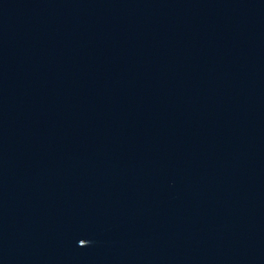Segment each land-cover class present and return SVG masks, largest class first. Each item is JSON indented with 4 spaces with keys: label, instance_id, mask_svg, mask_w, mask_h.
Returning <instances> with one entry per match:
<instances>
[{
    "label": "water",
    "instance_id": "obj_1",
    "mask_svg": "<svg viewBox=\"0 0 264 264\" xmlns=\"http://www.w3.org/2000/svg\"><path fill=\"white\" fill-rule=\"evenodd\" d=\"M0 264H264V0H0Z\"/></svg>",
    "mask_w": 264,
    "mask_h": 264
}]
</instances>
